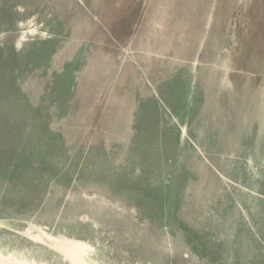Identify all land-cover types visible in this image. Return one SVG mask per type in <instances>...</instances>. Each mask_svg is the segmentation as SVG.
<instances>
[{"label":"rangeland","instance_id":"obj_1","mask_svg":"<svg viewBox=\"0 0 264 264\" xmlns=\"http://www.w3.org/2000/svg\"><path fill=\"white\" fill-rule=\"evenodd\" d=\"M0 264H264V0H0Z\"/></svg>","mask_w":264,"mask_h":264},{"label":"crops","instance_id":"obj_2","mask_svg":"<svg viewBox=\"0 0 264 264\" xmlns=\"http://www.w3.org/2000/svg\"><path fill=\"white\" fill-rule=\"evenodd\" d=\"M133 26H135V23H134V25ZM133 37V36H132ZM135 39V36L133 37V40ZM138 56V58H139V60H138V62H143V60H144V58H142V56H140V54H138L137 55ZM139 64V63H138ZM195 85H196V79H194V81H193V85H192V88H191V90H190V92H191V100H192V106L191 107H193V103H194V93L196 92V87H195ZM168 100H169V96H168V87L167 86H165V88L163 87L162 88V86H161V88H160V102H165L164 104H165V109L166 108H168ZM161 107H162V104L160 105Z\"/></svg>","mask_w":264,"mask_h":264}]
</instances>
